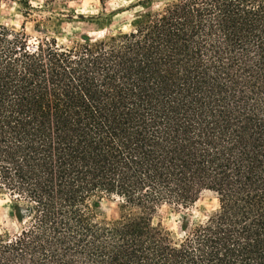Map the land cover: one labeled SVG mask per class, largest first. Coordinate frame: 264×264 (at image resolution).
I'll return each mask as SVG.
<instances>
[{
	"label": "trees",
	"instance_id": "16d2710c",
	"mask_svg": "<svg viewBox=\"0 0 264 264\" xmlns=\"http://www.w3.org/2000/svg\"><path fill=\"white\" fill-rule=\"evenodd\" d=\"M136 6L68 43L0 23V194L22 223L0 264H264V0ZM205 190L217 208L181 237L155 221Z\"/></svg>",
	"mask_w": 264,
	"mask_h": 264
},
{
	"label": "rangeland",
	"instance_id": "374dc122",
	"mask_svg": "<svg viewBox=\"0 0 264 264\" xmlns=\"http://www.w3.org/2000/svg\"><path fill=\"white\" fill-rule=\"evenodd\" d=\"M138 1L110 0L103 8L98 0L54 3H47L45 0H0V23L13 31L25 32L30 47L37 43L44 31L55 35L60 42L68 43L83 34L99 37L119 29L129 30L132 27L133 14L141 10L140 6L134 7ZM49 16L59 18L55 22L56 31L45 29L49 24L45 18ZM104 16L109 19L103 22ZM216 208L215 194L205 190L190 205L163 204L157 210L155 221H161L166 228L181 237L186 228L205 221ZM100 214V218L106 220L116 219L120 214L119 200L103 198L100 202ZM21 224L13 200L7 194H0V231L14 234Z\"/></svg>",
	"mask_w": 264,
	"mask_h": 264
}]
</instances>
